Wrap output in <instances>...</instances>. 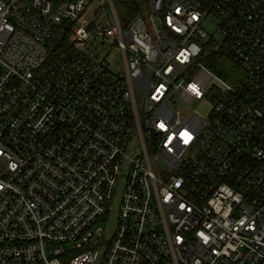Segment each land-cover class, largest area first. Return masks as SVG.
<instances>
[{
  "label": "built area",
  "instance_id": "obj_1",
  "mask_svg": "<svg viewBox=\"0 0 264 264\" xmlns=\"http://www.w3.org/2000/svg\"><path fill=\"white\" fill-rule=\"evenodd\" d=\"M121 1L0 0V264H264V0Z\"/></svg>",
  "mask_w": 264,
  "mask_h": 264
},
{
  "label": "rangeland",
  "instance_id": "obj_2",
  "mask_svg": "<svg viewBox=\"0 0 264 264\" xmlns=\"http://www.w3.org/2000/svg\"><path fill=\"white\" fill-rule=\"evenodd\" d=\"M142 1V0H140ZM105 6L107 9H109V5L107 2H105ZM101 9V4H100V0H92V3L89 7L88 10V15L91 17L92 20L95 19L96 14L94 13L97 10ZM141 10L142 13H146L148 10V6L146 5V3H142L141 4ZM139 11H140V7H139ZM107 23V15L105 13V11L102 9L101 11V16L99 17V19L97 20L96 26L98 28L103 27L104 25H106ZM203 28L206 30V32L209 35H212L215 42L218 44L222 43V36L221 34H219L216 31V24L214 19L209 18L206 21L203 22ZM208 37L205 39L207 40ZM109 62H110V66L111 69L115 72H119L120 69L122 68V57L120 54H113L108 58ZM190 109H198L200 112L206 113L207 112V108L208 105L206 103H201L200 101H193L190 105H189ZM121 198H122V189L117 190L115 198L113 199L112 205H111V209H110V213L106 219L105 222L100 223V226L103 228V237L101 239V243L103 244V248L106 247L108 240L110 239V237L112 236L117 222H118V213L120 210V205H121Z\"/></svg>",
  "mask_w": 264,
  "mask_h": 264
},
{
  "label": "trees",
  "instance_id": "obj_3",
  "mask_svg": "<svg viewBox=\"0 0 264 264\" xmlns=\"http://www.w3.org/2000/svg\"><path fill=\"white\" fill-rule=\"evenodd\" d=\"M124 11L135 16L139 12V1L138 0H122L120 2ZM214 48H208L206 54L203 56V62L212 70L213 72L229 79L227 75V70L234 67L233 62L220 53L213 50Z\"/></svg>",
  "mask_w": 264,
  "mask_h": 264
},
{
  "label": "snow or ice",
  "instance_id": "obj_4",
  "mask_svg": "<svg viewBox=\"0 0 264 264\" xmlns=\"http://www.w3.org/2000/svg\"><path fill=\"white\" fill-rule=\"evenodd\" d=\"M161 127H163V125H161ZM186 135H187V133H183V134H182V136H186Z\"/></svg>",
  "mask_w": 264,
  "mask_h": 264
}]
</instances>
